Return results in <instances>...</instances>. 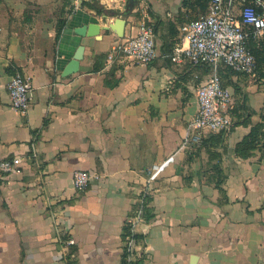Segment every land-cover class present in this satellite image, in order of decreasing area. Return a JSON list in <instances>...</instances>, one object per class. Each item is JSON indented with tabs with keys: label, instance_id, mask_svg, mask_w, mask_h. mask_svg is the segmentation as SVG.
Instances as JSON below:
<instances>
[{
	"label": "crops",
	"instance_id": "crops-1",
	"mask_svg": "<svg viewBox=\"0 0 264 264\" xmlns=\"http://www.w3.org/2000/svg\"><path fill=\"white\" fill-rule=\"evenodd\" d=\"M184 1L0 0V163L23 160L21 173L0 170V264H121L123 227L148 188L155 218L135 229L145 264H264V151L245 160L234 152L251 128L225 131L219 148L182 147L199 110L197 90L212 75L208 66L169 58L175 46H188L181 27L207 12ZM119 18L124 38L144 22L155 27L152 63H107L121 38L103 27ZM94 23L96 36L78 34ZM80 47V71L64 77ZM15 74L32 79L26 114L9 105ZM232 83L230 111L241 101L237 88L260 123L264 84L249 75ZM80 170L100 177L83 193L74 189ZM57 220L76 241L67 259Z\"/></svg>",
	"mask_w": 264,
	"mask_h": 264
},
{
	"label": "built area",
	"instance_id": "built-area-1",
	"mask_svg": "<svg viewBox=\"0 0 264 264\" xmlns=\"http://www.w3.org/2000/svg\"><path fill=\"white\" fill-rule=\"evenodd\" d=\"M181 34L188 46H175L169 55L170 60L175 64L188 62L193 66H208L212 69L211 77L197 90L199 110L189 124L188 136L182 143L184 148L201 145L207 132L218 133L232 128L230 109L233 94L223 86L218 69L225 64L238 73L254 76L256 59L247 44L250 35L256 39L264 37V0H210L207 12L184 24ZM157 57L155 28L144 22L136 35L116 42L107 57V63L121 58L129 65H148ZM7 90L11 109L22 114L28 113L34 91L32 79L21 74L12 75ZM22 163L20 157L6 159L0 163V170L5 173H21ZM166 164L153 168L148 184L160 176ZM99 178L95 172L76 171L74 189L79 193L86 192ZM149 191L148 188L144 193ZM143 221L138 211L128 223L135 231ZM56 229L62 234L63 256L67 259L76 241L62 220H57ZM131 247L136 249L134 241H131Z\"/></svg>",
	"mask_w": 264,
	"mask_h": 264
},
{
	"label": "trees",
	"instance_id": "trees-1",
	"mask_svg": "<svg viewBox=\"0 0 264 264\" xmlns=\"http://www.w3.org/2000/svg\"><path fill=\"white\" fill-rule=\"evenodd\" d=\"M209 2L210 0H185L184 7L193 10H199L200 12L205 13L207 11ZM65 25V20L62 19V21H59L56 40L60 39ZM171 35H176L175 28L171 29ZM166 45L172 49V43H167ZM247 45L248 49L256 59V70L254 77L259 82L264 84V37L261 39H256L250 35ZM105 57L106 56L104 55L97 57L94 65L95 72H99L103 68V65L100 63V61ZM218 75L220 76L224 87H235V85L232 83L233 77L246 74L238 73L231 67L222 64L218 69ZM236 91L238 95L240 94L239 96H241V101L238 102V104H236L230 111V115L233 118L232 129L237 126H246L251 128L249 134H247L240 142H238L234 148L235 155L238 158L245 160L252 157L257 150L264 151V115L260 123L253 124L252 117L255 114L254 110H252L248 105L246 96H244L237 88ZM225 136V131H221L218 134H212L207 139L204 138L201 146H204L208 149L210 147L219 148V146L223 145ZM217 172L221 177V171L218 169ZM223 182L224 181L222 179L218 180L217 186L219 189H221ZM152 202L153 193L152 191H149V193H144L143 196H141L140 202L136 206V211L141 212V216L145 222H150L155 218ZM123 228L124 248L121 264H145V256H138L135 249L131 247V241H134L135 244H139L143 241L144 236L135 233L133 230L134 227H132L130 223H126L125 227Z\"/></svg>",
	"mask_w": 264,
	"mask_h": 264
},
{
	"label": "water",
	"instance_id": "water-1",
	"mask_svg": "<svg viewBox=\"0 0 264 264\" xmlns=\"http://www.w3.org/2000/svg\"><path fill=\"white\" fill-rule=\"evenodd\" d=\"M100 26L98 24H92L85 28H82L78 31V34L81 36H96V30H98ZM126 27V21L122 18L117 19L115 22L106 25L103 27V31H113L118 35L119 38H124V31ZM84 47H80L74 57V59L68 64L63 72L64 77H68L74 75L80 71V65L82 60L84 59Z\"/></svg>",
	"mask_w": 264,
	"mask_h": 264
}]
</instances>
